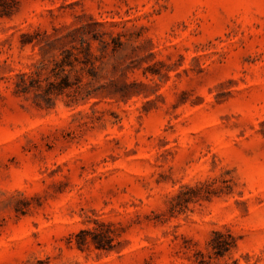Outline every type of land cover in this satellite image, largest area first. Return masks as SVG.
<instances>
[{
  "label": "rangeland",
  "instance_id": "1",
  "mask_svg": "<svg viewBox=\"0 0 264 264\" xmlns=\"http://www.w3.org/2000/svg\"><path fill=\"white\" fill-rule=\"evenodd\" d=\"M0 264H264V0H0Z\"/></svg>",
  "mask_w": 264,
  "mask_h": 264
},
{
  "label": "trees",
  "instance_id": "2",
  "mask_svg": "<svg viewBox=\"0 0 264 264\" xmlns=\"http://www.w3.org/2000/svg\"><path fill=\"white\" fill-rule=\"evenodd\" d=\"M22 78L26 80V78H32V75H28L24 73L22 75ZM67 85V84H66ZM103 224H100L99 227L94 229H84L81 230L77 234V243L80 247L88 244L90 241L94 243V245L98 249H111L114 247V238L111 235V232L109 230H105L103 227ZM216 235L218 236H224L221 232H216ZM91 237V238H90ZM212 247L216 254L222 255L226 251L229 250V244L227 242H218L216 244H212Z\"/></svg>",
  "mask_w": 264,
  "mask_h": 264
}]
</instances>
